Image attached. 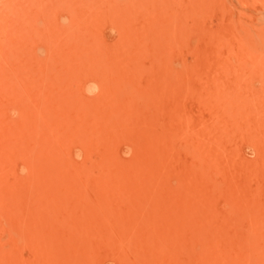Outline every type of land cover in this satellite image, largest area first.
I'll return each instance as SVG.
<instances>
[{"label": "rangeland", "instance_id": "rangeland-1", "mask_svg": "<svg viewBox=\"0 0 264 264\" xmlns=\"http://www.w3.org/2000/svg\"><path fill=\"white\" fill-rule=\"evenodd\" d=\"M0 264H264V0H0Z\"/></svg>", "mask_w": 264, "mask_h": 264}, {"label": "bare ground", "instance_id": "bare-ground-1", "mask_svg": "<svg viewBox=\"0 0 264 264\" xmlns=\"http://www.w3.org/2000/svg\"><path fill=\"white\" fill-rule=\"evenodd\" d=\"M215 111V110H214ZM214 211V210H213Z\"/></svg>", "mask_w": 264, "mask_h": 264}]
</instances>
